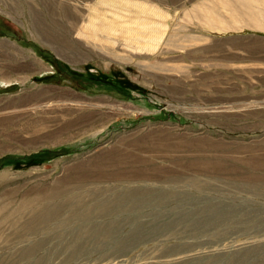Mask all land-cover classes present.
I'll return each mask as SVG.
<instances>
[{
    "label": "rangeland",
    "instance_id": "1",
    "mask_svg": "<svg viewBox=\"0 0 264 264\" xmlns=\"http://www.w3.org/2000/svg\"><path fill=\"white\" fill-rule=\"evenodd\" d=\"M253 1L46 0L53 35L76 48L39 41L73 69L102 76L89 86L50 76L56 69L45 58L36 60L34 44L20 46L0 33V118L18 116L0 122V158L10 157L0 162V193L15 190L11 206L24 191L42 193L70 181L81 193L102 188L116 195L135 186L153 197L133 212H105L107 223L119 221L107 234L93 230L99 220L91 216L67 220L52 234L46 232L53 224L38 235V229L28 231V242H21L5 223L0 262L16 264L15 251L39 239L36 255L18 264L37 258L40 264H264V24L244 17L264 0ZM100 2L107 7L96 18L117 19V27L140 35L164 32L163 39L139 52L100 37L88 43L67 15L86 24ZM226 9H240V28L224 21ZM4 26L17 36L14 24ZM34 117L44 123L29 132ZM33 133L38 141L22 143ZM45 148L55 152L27 159ZM87 173L93 179L76 183ZM169 190L175 195H165ZM56 216V222L64 219Z\"/></svg>",
    "mask_w": 264,
    "mask_h": 264
},
{
    "label": "bare ground",
    "instance_id": "2",
    "mask_svg": "<svg viewBox=\"0 0 264 264\" xmlns=\"http://www.w3.org/2000/svg\"><path fill=\"white\" fill-rule=\"evenodd\" d=\"M219 1L220 0H216V2H219ZM222 1H224V0H222ZM243 1H244L243 3H245V0H243ZM103 3H105V2H100L99 4H96L95 7H93L91 13H93L94 15H92L90 17V21H87L86 24L85 23H81L82 21L80 20V18L77 17V15L75 16V15H73L71 13H69V15L66 14L67 15V19H68V16L70 17V22H71L72 26L74 27L73 31L75 30L77 32L76 33L77 36H79V37L80 36H84V39L87 40L88 43L96 45L95 41L97 40L98 37H100V38L106 39V41H108L111 45H115L116 43H120L121 42L120 45L133 47L134 50L139 52L140 50H143L144 48H148V49H150L152 51L153 49H155L157 47V45L159 44L161 39H163L164 34H165L164 32L163 33H159L157 35L149 34V33L140 35L138 33H131V30H132V32L135 31V30H133L134 28H132V27H130V28L128 27L125 30L124 29H120L119 27H117L118 24L116 25V23H115V22H117V19H112V18L109 19L108 17H106L105 19L96 18L95 14L100 10V7L101 8L107 7V6H104V5L101 6ZM214 3H215V0H213L212 4H214ZM249 3H250V1H249ZM212 4H208V5L206 4L207 6L205 4H203V6L205 8H209L208 9V12H209L210 10H212V9H210L212 7ZM230 4H232V3L230 2ZM257 4L259 5L258 2H257ZM235 5H234V7H235ZM242 7H243V5H242ZM230 8H232V7L230 6ZM245 8L246 7H244V9H242V8L241 9L245 11ZM258 8H260V9L259 10H257V9L255 10L254 9L255 11L254 10H252V11L251 10H249V11L247 10L249 13L247 15L245 14L246 16H244V17H248V19H247L248 22L246 21L247 23L254 22V23H250V24H254L256 26H261L262 27L263 24H264V1L261 2V7H258ZM112 9L115 10V8H113V7L110 8V10H112ZM51 10H54V9H51ZM227 10L228 9L225 10V13L223 15L225 16V18L227 17L229 20L228 21L224 20V21L229 22V23L231 22V24H234L235 26H236L237 23L240 24L242 21H244V18L241 19V17H242V15L240 14L241 12L238 13L240 11V9L238 10V12L231 11V10H229L227 12ZM204 16H205V13H204ZM207 16H205V17H207ZM215 16H216V14H215ZM238 16H240V17H238ZM205 17H204V19H205ZM208 18H209V20H207V22H209L211 24L212 23V21L210 20L211 16H208ZM54 21H56V20H54ZM220 21H222V20H220ZM133 22H134V20L131 17L130 18L131 26L133 25ZM221 23H223V21ZM239 24H237L238 25L237 27H239ZM240 25L242 26V24H240ZM167 27L168 26L165 24L163 26V30H166ZM237 27H236V29H238ZM39 32H40L39 33L40 36L42 37V39H44V41L45 40L46 41H50V42L56 41V44L60 43V47L62 45V48L64 47V48L74 49L73 46L75 47V45L70 44L66 39L62 38L59 34H58L59 37H58V35L55 37V35H53L54 34L53 30L51 29V27H48L46 25V23L43 24V27L40 29ZM135 32H137V31H135ZM155 38H156L157 42L155 44H152L154 42ZM168 39H170V38H168ZM79 40H81V39H79ZM83 43H85V42H83ZM60 47H59V50H58L59 53H61L62 55H65L66 53L63 54V52L65 50L62 51L60 49ZM107 47L109 48L108 45H107ZM125 48H124V50H125ZM119 49H121V47H119ZM78 51H77V53H78ZM136 51H135V53H136ZM130 52H131V50H130ZM83 55H81V56H83ZM67 56H69V53L67 54ZM50 115H51V113H50ZM11 116L10 117H5V119H1L0 118V122H3V120H6L7 118H9L8 120H6L7 122L4 121V122H6V124H9V123L13 122L15 119H17V117H18L16 115L13 116V117H11ZM40 118H42V117H40ZM42 121L44 123L43 119H39V117H37V118L34 117L32 120H30L28 122L30 124L25 127V130H27V128H28V131H29V129H32L34 132H38L39 126H41L43 124ZM58 125H59V123H58ZM29 132H31V131H29ZM33 134L34 135L31 134V137L28 136L29 138H23L24 140H23L22 143L30 144V142L34 143V142L38 141L39 140V136H37L36 133H33ZM47 134H49V133H47ZM14 137H15V135H14ZM86 177L93 179L92 177H94V176L91 175L89 177L88 173L87 174H83V175L79 176V178L77 177L79 179V181H77L76 183H78L80 181H83L81 179L86 178ZM96 178H98V177H96ZM123 178H125V177H123ZM2 179H4V178H2ZM129 187H131V188H129ZM129 187L128 186L125 187L126 191L118 193L116 195H112V193L111 194H107L106 191H108L110 189H106V191H105L102 188H97L96 190H91V191H87L85 193H81L80 190H78L79 188H77V186L76 187L72 186V183L70 181V183L68 185H65V186L59 185V184L52 185V186L48 187L47 190H45L42 193H39V191L32 192V190H30V189L28 191H26V192L24 191L25 193L23 192V194H21V196H20V198L18 200V203L15 204L14 207H12L11 205L14 204L16 198H11V197H12V194L14 193L15 190H13V192H10V190H7L6 192H4V190H2L1 193H0V214H2L3 211L4 212L6 210H8V211L4 214V217L0 219V220H2L0 222V224L2 223L0 226H2L5 223H10V225L14 226L12 231L15 234V238L17 240H19V241L21 240V242H23V241L25 242V240L27 239V242H28V238L24 239L25 236H29L30 235V233L28 231L33 232V231L38 229L37 230V235H38V233L40 232L39 230H41L44 226H47V224H53V226H52L53 228H51L50 230H47V232H46L48 234H52V233H54V231H56L58 229V227L60 228L61 225L66 224V222H68L67 220H70V221H75V220L78 221V220H81V219L82 220H89L91 218V216H94L99 221L96 222V225L94 226L93 230L96 233L101 232V231L104 232L105 234L111 233V232H113L115 227L117 225H119V221H114L113 220L112 222L107 223L105 220L102 219L104 217L105 212H114L116 214L123 213L125 211L126 212H130V211L133 212L134 210L137 209L139 204H146V203H149V202H151L153 200L152 199L153 197L147 195V193H145L144 189H142V188H134L135 186H129ZM104 188H110V187H104ZM120 190H121V188H120ZM83 191H84V189H83ZM175 193L176 192L173 193L172 190H169V191L165 192V195L171 197V196L175 195ZM167 196L159 198L158 200H155L156 204L159 205V204L164 203V201L168 198ZM8 200H9V202H8ZM93 204H96L97 206H99V210H95V205H93ZM83 206H86V207H85V209L81 210ZM29 207H32V210L28 211ZM86 212H87V214H86ZM57 214H63L64 215L63 216L64 219L60 220V222H56L55 218L57 217L56 216ZM133 219L134 218H132V220ZM125 221H127V220H125ZM87 235H94V233H89ZM29 238L31 239V237H29ZM37 240L34 243H30L27 246L24 245L25 247L22 246L23 248L18 249L17 251H15V255L16 254L19 255L18 256L19 262H17L16 264H18L20 262L22 263L23 259L25 260V257L35 256L36 255V252L40 248L39 239H37ZM27 242H26V244H27ZM69 248L72 249L71 247H67L66 249H69ZM73 250H75L74 247H73ZM73 254H75V253L74 252L70 253V255H73ZM4 257H5V255H4ZM6 262H8V261H5V263ZM40 262H41V258H37V259L32 260L31 264H40ZM5 263L0 262V264H5ZM9 264H11V263H9ZM25 264H28V263H25Z\"/></svg>",
    "mask_w": 264,
    "mask_h": 264
},
{
    "label": "crops",
    "instance_id": "3",
    "mask_svg": "<svg viewBox=\"0 0 264 264\" xmlns=\"http://www.w3.org/2000/svg\"><path fill=\"white\" fill-rule=\"evenodd\" d=\"M0 2H3V4H0V16H2L7 23H10L11 25L14 24V28L11 27L12 30L15 31V35H17L15 36L16 39L11 40L14 44H34V46L29 47L34 49L37 58L36 60H38V62L39 58L40 60H43L44 58L46 59L44 51H49L54 56L60 57L49 49L52 47L50 43L46 42L45 45L40 42L43 40L39 34V22H44L51 27L53 20L50 8L46 5L45 0H0ZM66 7L67 3L63 6L64 16H66ZM56 11L58 10L56 9Z\"/></svg>",
    "mask_w": 264,
    "mask_h": 264
},
{
    "label": "trees",
    "instance_id": "4",
    "mask_svg": "<svg viewBox=\"0 0 264 264\" xmlns=\"http://www.w3.org/2000/svg\"><path fill=\"white\" fill-rule=\"evenodd\" d=\"M0 18H1V16H0ZM5 24L7 25V21L5 19L0 20V33L3 35H12L13 37H15L14 34H10V32H7L10 29L7 28L6 26H4ZM25 43H27V42H25ZM44 54H45L46 59L56 69L55 73H52L50 75L52 77H56V78H60V79H70L74 83L75 87H80L79 85L84 86L85 82L89 86V85H92L93 83H95L96 81H102L103 80L102 76L96 75L94 73H89V72L83 73L79 70L73 69L66 62L62 61L61 59H58L56 56H53L49 51H44ZM37 80L39 81V76L37 77ZM52 152H55V151L53 150ZM52 152L50 149L45 148V149H42L41 151H39L37 154L31 155L30 158H27V159H31V160H35V161L44 160L46 158H44L43 156L45 154H49ZM7 158H10L9 155H5V156L1 157L0 162H3Z\"/></svg>",
    "mask_w": 264,
    "mask_h": 264
}]
</instances>
